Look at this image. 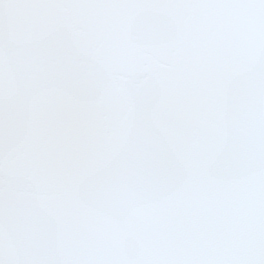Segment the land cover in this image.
<instances>
[{
  "label": "snow or ice",
  "instance_id": "6c2138e0",
  "mask_svg": "<svg viewBox=\"0 0 264 264\" xmlns=\"http://www.w3.org/2000/svg\"><path fill=\"white\" fill-rule=\"evenodd\" d=\"M0 264H264V0H0Z\"/></svg>",
  "mask_w": 264,
  "mask_h": 264
}]
</instances>
